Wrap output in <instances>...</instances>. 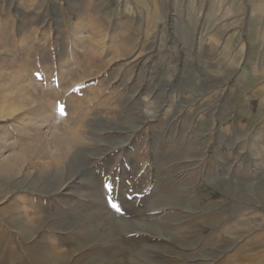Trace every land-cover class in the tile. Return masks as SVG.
Masks as SVG:
<instances>
[{"label":"rangeland","instance_id":"374dc122","mask_svg":"<svg viewBox=\"0 0 264 264\" xmlns=\"http://www.w3.org/2000/svg\"><path fill=\"white\" fill-rule=\"evenodd\" d=\"M259 231L264 0H0V264H264Z\"/></svg>","mask_w":264,"mask_h":264},{"label":"crops","instance_id":"0c3cea01","mask_svg":"<svg viewBox=\"0 0 264 264\" xmlns=\"http://www.w3.org/2000/svg\"><path fill=\"white\" fill-rule=\"evenodd\" d=\"M253 233H254V231H253ZM259 235V237L261 238V240H262V242H264V232H261V231H259V232H255V235H257V234ZM248 238V237H247ZM247 238H243V239H237L238 240V242H239V247L238 248H236V251H238L239 249L240 250H242V252L239 250L238 252H236V253H234V254H230V257H234L235 256V258H238V260H240V259H242L243 258V256H246V257H249L250 255H248V253H247V251H248V249H247V247L248 248H250L249 246H248V241H247ZM230 244V243H229ZM244 244H245V246H244ZM232 245V244H231ZM227 246L228 248H232V246ZM243 246H244V249H243ZM242 247V248H241ZM261 248H262V245H261ZM261 248H260V250H261ZM262 254H264V252L262 253ZM260 255V254H259ZM231 259H233V258H231ZM238 264V263H237Z\"/></svg>","mask_w":264,"mask_h":264},{"label":"snow or ice","instance_id":"6c2138e0","mask_svg":"<svg viewBox=\"0 0 264 264\" xmlns=\"http://www.w3.org/2000/svg\"><path fill=\"white\" fill-rule=\"evenodd\" d=\"M113 207H116V205H113Z\"/></svg>","mask_w":264,"mask_h":264},{"label":"bare ground","instance_id":"6f19581e","mask_svg":"<svg viewBox=\"0 0 264 264\" xmlns=\"http://www.w3.org/2000/svg\"><path fill=\"white\" fill-rule=\"evenodd\" d=\"M241 50H242V48H241Z\"/></svg>","mask_w":264,"mask_h":264}]
</instances>
